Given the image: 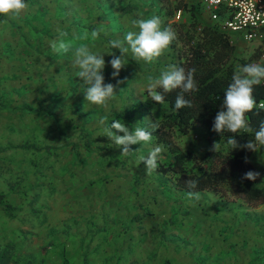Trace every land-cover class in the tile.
I'll return each mask as SVG.
<instances>
[{"label": "rangeland", "instance_id": "1", "mask_svg": "<svg viewBox=\"0 0 264 264\" xmlns=\"http://www.w3.org/2000/svg\"><path fill=\"white\" fill-rule=\"evenodd\" d=\"M176 1L163 6L174 19ZM28 4L23 16L34 15L36 6ZM202 16L208 22L204 10ZM23 19L0 21V264H264V203L222 198L213 190L189 200L173 175L146 174L140 157L161 143L134 145L135 152L122 157L97 129L91 136L100 138L98 147L80 148L74 157L58 148L59 133L30 131L47 124L50 113L21 111L24 104L39 105L25 100L27 91L35 92L31 79L17 77L18 43L33 41L24 37ZM257 51L240 40L238 67L260 63ZM142 125L152 131L154 124ZM174 140L178 149L200 156L209 147L197 127ZM169 157L164 147L159 161ZM67 158L74 162L66 168ZM84 160L96 170L91 175ZM256 169L264 178V167Z\"/></svg>", "mask_w": 264, "mask_h": 264}, {"label": "crops", "instance_id": "2", "mask_svg": "<svg viewBox=\"0 0 264 264\" xmlns=\"http://www.w3.org/2000/svg\"><path fill=\"white\" fill-rule=\"evenodd\" d=\"M165 0H29L28 3H34L36 9L33 16L26 17L28 31L24 37L27 41L33 37L32 45L24 44L23 37L18 33L19 38L22 37V43H18V54H16L17 77L24 81L26 78L31 79L29 85H34L35 92L31 91L24 94L26 101L29 103L40 104L44 102L43 108L47 109V116L50 120L47 124H35L30 128L31 132L59 133L58 148L64 149V153H72L75 157L73 149L84 148L85 142L90 149L98 147L97 140L100 138H92L91 132H100L104 126L108 124V118L116 115H125L136 126L143 127V123L154 121L162 115L161 109L168 107V102L157 104L147 103L151 98L147 94V86L151 79L159 77L162 70L168 65H174L172 56L173 48L166 52L164 56L159 58L152 64L143 61H136L131 52L126 57L128 64L121 70L118 79L125 81L117 89V95L109 102L107 108L87 103L84 97L85 85L76 72L78 69L73 65V57L71 53L57 54L52 51L50 42L57 38V29L68 32L66 40L72 45L78 46L80 43H87L92 51L105 54L106 67L104 70L105 83L116 84V80L112 78L113 69L108 63L115 53L120 55L117 49H112L108 43L112 39H123L128 31H138V28L132 24L133 20L147 19L152 16H159L162 20L163 27H170L174 21L182 19H174L173 16L164 14ZM184 2H192L194 0H183ZM132 6V9L126 11V7ZM177 10V9H176ZM175 10V11H176ZM204 14H207L203 8ZM174 11V10H173ZM174 11V14H175ZM209 19V16H208ZM208 22H211L209 19ZM104 24L108 35L101 34L99 40L92 41L89 36L88 41H79L75 37L81 35L85 30L89 33ZM18 26L19 23H14ZM236 49L243 40L238 35H233ZM21 42V41H19ZM14 57V59H15ZM260 60H263L260 58ZM26 73H24V72ZM23 79V80H22ZM38 89V90H37ZM121 89H123L121 91ZM31 95H28V94ZM34 114V113H25ZM45 114V113H44ZM57 118V122L51 118ZM107 117L106 124L101 125V118ZM84 130L88 136L86 138L79 137ZM134 130V129H133ZM154 134L153 127L151 128ZM102 132V131H101ZM152 134V135H153ZM201 136V135H200ZM153 144H157L153 141ZM85 139H87L85 141ZM97 139V140H96ZM100 141V140H99ZM90 142V143H89ZM55 143V142H54ZM160 144V143H159ZM56 146V147H57ZM88 146V147H89ZM73 158H67L65 167L72 165ZM250 162L254 167H264V147L258 148V152H253L250 156ZM82 165H89L90 160L81 161ZM87 172L91 175L94 170L92 165ZM89 175V174H88ZM92 177L87 179H91Z\"/></svg>", "mask_w": 264, "mask_h": 264}, {"label": "trees", "instance_id": "3", "mask_svg": "<svg viewBox=\"0 0 264 264\" xmlns=\"http://www.w3.org/2000/svg\"><path fill=\"white\" fill-rule=\"evenodd\" d=\"M203 8L198 0L189 3L177 0L174 4V11L181 10L182 19L170 24L176 33V40L171 44L174 51L172 62L186 71L195 69L194 79L197 81L198 91L185 93V98L191 101L192 107L179 110L174 106L179 90L163 93L168 107L162 108L160 118L153 121L156 125L153 129V141L161 143L171 157L167 161H159L157 171L162 175H173L176 185L187 192L213 190L222 198L233 197L248 204H263L264 178L250 162L253 152L242 147L235 149L233 145L227 143V140L230 136L236 135L238 144L244 145L250 139H254L255 130H258L261 121H264V110L257 109L256 112H259V115L256 112L249 114L252 133L225 132L221 135L212 131L215 116L221 110L224 92L231 83L241 58L237 55L231 33L222 30L217 21L201 20ZM129 9H132V6L126 7V11ZM4 19L0 16V21ZM256 49L257 54L253 53V56L255 54L257 58H260V50ZM260 63H264V59L260 60ZM254 95L257 103L264 100V82L255 86ZM147 103L150 105L156 102L151 99ZM21 111L44 114L47 109L41 104L35 107L24 104ZM117 119L125 123L130 130L135 128L134 123L125 115L116 113L114 117L108 118V121L111 123ZM52 120L57 122L55 117ZM194 127L206 135L209 143L208 149L201 156L197 155L193 149L182 151L175 146L174 138L187 136ZM86 136L87 133L82 130L79 137L86 138ZM214 142L219 143L217 152L210 150ZM88 146L89 144L85 142L84 148L91 150ZM77 147L73 149V152L78 150ZM248 171L259 172L261 175L256 181L242 179ZM188 180H196L197 187L189 188ZM1 201L0 196V203ZM5 207L12 209L10 205Z\"/></svg>", "mask_w": 264, "mask_h": 264}, {"label": "clouds", "instance_id": "4", "mask_svg": "<svg viewBox=\"0 0 264 264\" xmlns=\"http://www.w3.org/2000/svg\"><path fill=\"white\" fill-rule=\"evenodd\" d=\"M28 9L27 0H0V16L6 20L18 21ZM132 24L138 28V31H128L123 39H112L108 43L110 48L117 49L120 53V55H115L116 52L108 54L112 56L108 63L113 69L112 78L116 80V84L105 83L103 74L106 67L105 54L92 51L87 43H80L74 47L70 41L66 40L69 35L68 32L57 29V38L50 42V47L57 54H72L73 65L78 69L76 75L86 86L84 97L87 103L104 108L108 107L109 102L117 95L118 87L125 83L118 78L121 70L128 64L126 57L129 52L136 61L152 64L164 56L173 41L176 40V33L171 27H163L159 16L154 15L147 19L133 20ZM101 34L108 35L104 24H100L90 33L85 30L75 39L88 41L90 36L92 41H97ZM194 73V68L186 71L183 67L168 65L166 69L161 71L159 77L150 80L147 86V94L154 102L162 105L165 101L163 93L179 90L175 100V108L177 110L186 107L191 108L192 103L185 98V93L198 91ZM262 82H264V63H249L239 66L224 92L221 110L215 116L212 131L221 135L225 132L232 134L252 133L249 114L256 112L257 109L264 110V100L257 103L254 95L255 86ZM256 114L259 115V112ZM106 120L107 117H103L99 123L105 125ZM155 127L156 125H153V129ZM102 132L103 136L109 138L121 150L122 157H127L135 152L132 146L150 143L153 137V131L140 126L130 130L125 123L118 119L112 121L110 126H104ZM235 137L236 135L230 136L227 140V143L233 145L235 149L242 147L251 152H258V148L264 147V121H261L258 130H255L254 139H250L246 144H238ZM218 149L219 143L214 142L210 150L217 152ZM163 151V145H158L150 150L147 157H140L141 163L146 165L147 175L157 169ZM245 162H248L247 157ZM260 175L259 172L248 171L242 179L256 181ZM197 183L196 180L187 181L189 188H196ZM187 195L189 200L199 201L201 199L199 192H188Z\"/></svg>", "mask_w": 264, "mask_h": 264}, {"label": "built area", "instance_id": "5", "mask_svg": "<svg viewBox=\"0 0 264 264\" xmlns=\"http://www.w3.org/2000/svg\"><path fill=\"white\" fill-rule=\"evenodd\" d=\"M222 30L255 44L264 59V0H198ZM182 12L175 11L180 19ZM248 37V38H246Z\"/></svg>", "mask_w": 264, "mask_h": 264}]
</instances>
